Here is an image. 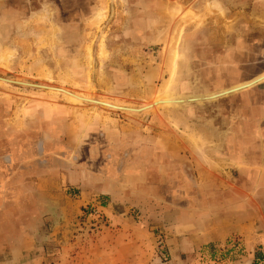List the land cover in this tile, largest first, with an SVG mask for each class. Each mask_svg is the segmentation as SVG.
I'll return each instance as SVG.
<instances>
[{
	"label": "rangeland",
	"instance_id": "374dc122",
	"mask_svg": "<svg viewBox=\"0 0 264 264\" xmlns=\"http://www.w3.org/2000/svg\"><path fill=\"white\" fill-rule=\"evenodd\" d=\"M0 77V264H264L248 154L232 228L170 239L204 184L189 131L264 86V0H0Z\"/></svg>",
	"mask_w": 264,
	"mask_h": 264
},
{
	"label": "crops",
	"instance_id": "0c3cea01",
	"mask_svg": "<svg viewBox=\"0 0 264 264\" xmlns=\"http://www.w3.org/2000/svg\"><path fill=\"white\" fill-rule=\"evenodd\" d=\"M238 101L237 107L233 106L232 117H225V123L232 124L227 131H212L210 129L189 131V135L194 139L200 138L199 146L196 145L197 142H194L193 145H188L186 150L193 155L191 161L195 170L194 180L198 184H204L195 187L196 191L192 192L191 198L187 197L190 193L187 188L185 189L183 208V227L185 228L173 226L171 229L173 233L170 234L172 241L180 238L181 235L177 233H183L182 236L187 241L189 237L200 242L211 241L212 239L203 236L205 234L201 233L202 230L208 236L214 237L217 234L219 236L224 234L227 226L229 230L232 228L231 219L234 208L231 207L229 201L225 203L227 207L220 208L221 200L218 192H226L224 188L229 187V183H232L234 179L232 169H238L235 164L242 161L241 155L248 154L249 162L258 164L255 169L246 170L247 178L244 173L240 174L241 179L245 180L243 183L248 186L264 188V158L263 160L258 159L261 156L264 157V86L245 93L242 92ZM173 144L175 143L173 142L169 147V154L172 153L171 155L174 156L176 153L173 152L175 149L172 148ZM220 148H223L222 152ZM158 149V155L162 154V148L158 147ZM159 166L160 164L158 168ZM227 190V194H231V188ZM105 191L112 193V189ZM221 211L225 213L224 220L217 218ZM251 214L247 208L244 217L247 218ZM236 226L240 225L236 224ZM191 227L195 229L190 230Z\"/></svg>",
	"mask_w": 264,
	"mask_h": 264
},
{
	"label": "bare ground",
	"instance_id": "6f19581e",
	"mask_svg": "<svg viewBox=\"0 0 264 264\" xmlns=\"http://www.w3.org/2000/svg\"><path fill=\"white\" fill-rule=\"evenodd\" d=\"M177 67L175 66L174 69L171 72L170 79H169V85L168 88L172 85L173 81L175 80V77L177 75Z\"/></svg>",
	"mask_w": 264,
	"mask_h": 264
},
{
	"label": "water",
	"instance_id": "95a60500",
	"mask_svg": "<svg viewBox=\"0 0 264 264\" xmlns=\"http://www.w3.org/2000/svg\"><path fill=\"white\" fill-rule=\"evenodd\" d=\"M0 79H2V80H8V79H5V78H2V77H0ZM8 81H11V80H8ZM259 82H261V81H258V80H255L254 82H253V84H251L252 86L253 85H255V84H257V83H259ZM24 84H29V85H32V86H38V87H42V88H46L47 86H43V85H39V84H30V83H24ZM248 86H250V85H248ZM248 86H246V87H248ZM245 87V88H246ZM251 87V86H250ZM204 100L205 99H207V98H203Z\"/></svg>",
	"mask_w": 264,
	"mask_h": 264
}]
</instances>
